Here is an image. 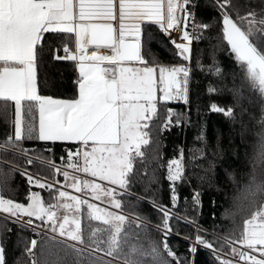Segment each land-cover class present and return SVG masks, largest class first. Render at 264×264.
I'll return each instance as SVG.
<instances>
[{"label":"snow or ice","instance_id":"6c2138e0","mask_svg":"<svg viewBox=\"0 0 264 264\" xmlns=\"http://www.w3.org/2000/svg\"><path fill=\"white\" fill-rule=\"evenodd\" d=\"M153 27L172 45L177 62H157L146 52L145 36L151 38ZM200 42L207 43L210 62ZM221 50L235 57L262 107L259 140L247 161L246 204L238 206L245 218L225 233L209 234L196 215L175 211L187 183L186 164L182 148L165 156L162 135L189 122L168 105L182 101L191 108L193 59L208 79L210 98L227 89L236 73L219 62ZM64 63L74 69L70 95L59 92L62 74L48 71ZM227 90L231 104L210 99L206 108L232 123L239 117L242 126L246 115L255 119L243 90ZM0 122V151L47 169L42 174L11 161L3 162L7 172L0 168V264H10L13 235L29 260L12 264H196L198 249L208 251L213 264H264V0H0ZM197 139L204 147L190 150L193 159L198 154L208 168L198 166L214 170L204 126ZM58 142L70 145L59 165ZM224 151L218 135L211 155ZM14 173L27 185L20 196L9 195ZM201 196L198 187L192 190L193 213ZM141 204L153 209L158 223L142 213ZM181 222L195 231L185 238L183 253L170 243ZM150 229L161 238L152 239Z\"/></svg>","mask_w":264,"mask_h":264},{"label":"trees","instance_id":"16d2710c","mask_svg":"<svg viewBox=\"0 0 264 264\" xmlns=\"http://www.w3.org/2000/svg\"><path fill=\"white\" fill-rule=\"evenodd\" d=\"M151 34V38L145 36V50L151 55V57H157L159 60L174 62L176 61L170 54L172 45L168 43L166 37L155 27L148 30ZM195 48L196 45L194 44ZM199 48L203 51V57L205 62L208 60V46L206 42H200ZM219 62L226 65L229 71L236 73L235 77L229 76L227 80V89H242L244 94V106L248 108V111L255 119H249L247 115L243 119V126L238 117L235 123L229 122L225 117L218 113L209 111L206 105L210 103V99H215L217 103L233 102L232 93L227 89L224 90L220 96L210 98L205 89L208 84V79L203 73L196 68V61L193 59L192 67L196 73L190 84V97L192 100V106L190 109L186 108L183 102H171L168 106L172 107L176 112H183L189 117L188 123H182L180 126L173 127L171 130L163 133L162 139L164 144V154L169 156L173 153L174 149H183L184 161L186 164V176L187 183L180 189L181 200L179 206L175 209L181 215L191 216L196 215L198 225L207 230L210 234L212 232L225 233L234 224H242L243 214L239 211V205L246 204L244 198V189L250 180V172L252 165L250 158L252 157L256 142L259 140L257 135L260 131V126L257 121L261 115V105L259 103V95L252 90L247 83L244 72L240 67V64L235 61L234 56H229L228 52L219 51L217 53ZM195 56V53H194ZM51 76L60 77L64 86L59 89L60 93L70 95L72 92L71 81L74 78V69L71 65L57 64L55 67L48 69ZM215 83V81H213ZM47 94H52L48 92ZM249 100L251 103H249ZM239 111V108H237ZM201 126H204V135L207 138L208 145L205 149L208 153V159L213 160L215 169L212 171L204 172L198 165L203 164L204 168H208L207 160L199 159V155H195L193 159V152L190 150L199 149L204 147L203 143L197 139L201 135ZM5 125L0 122V143L3 141L2 132ZM220 137V143L225 150L222 157H213L211 155L214 150V145L217 141V136ZM32 146L31 142H25V147ZM69 144L58 142L55 146V162L60 164V157L64 154V149L69 147ZM4 161H11L14 164L23 167H28L29 170L35 172L42 170V174L47 169H42V166L37 162L31 166H27L22 157H17L13 153L0 151V168L4 172L8 171L9 165L3 163ZM191 162V163H189ZM205 177L201 180L199 177ZM61 179L62 177H56ZM9 195L20 196L27 187L25 178L19 173H14L9 178ZM166 183L164 187L166 188ZM199 188L202 192L201 207L198 213H193L191 210V196L192 190ZM33 190H39L33 188ZM42 196L47 199V191L41 192ZM184 197L188 198V204H184ZM165 202L167 201L166 193H163ZM187 208V211L185 210ZM140 210L146 215L151 223L154 225L158 223V217L151 207L147 204H141ZM85 224L87 221L85 220ZM94 226L104 227L101 222L93 221ZM17 231L15 226L10 225ZM180 229L179 236L170 239V243L175 249L181 253L185 252L188 248L186 237H192L195 235L194 227L183 222L178 225ZM24 237L33 238V234L29 231L22 233ZM151 238L159 240L160 234L150 229ZM211 238V237H210ZM133 242H137L135 237H131ZM16 236L13 235L11 242L8 246V259L10 264L12 262L21 259L25 262L29 258L24 255L23 245L17 246ZM138 243H145L146 241H139ZM123 262V260H120ZM114 264H117L114 262ZM196 264H213V259L206 250L198 249L196 256Z\"/></svg>","mask_w":264,"mask_h":264},{"label":"rangeland","instance_id":"374dc122","mask_svg":"<svg viewBox=\"0 0 264 264\" xmlns=\"http://www.w3.org/2000/svg\"><path fill=\"white\" fill-rule=\"evenodd\" d=\"M152 58L155 59L157 62H162V63H164V64H171V63L177 62V61H174V62L162 61V60H159L157 57H152ZM257 94L259 95L258 92H257ZM181 102H182V101H181ZM69 171H71V170L69 169ZM78 175H81V176H83L84 178H89V177L84 176V174H82V173H80V174H78ZM60 180H61V183L63 184V178H61ZM66 190L72 192L73 195H78V194H79V193H76L75 190L70 189V188H69V189H66ZM88 198L91 199V197H88ZM94 202H98V201H94ZM101 206L103 207L104 205L102 204ZM101 255H102V253H101ZM106 259H108V258L106 257ZM115 263H117V264H123L122 261H115Z\"/></svg>","mask_w":264,"mask_h":264},{"label":"bare ground","instance_id":"6f19581e","mask_svg":"<svg viewBox=\"0 0 264 264\" xmlns=\"http://www.w3.org/2000/svg\"><path fill=\"white\" fill-rule=\"evenodd\" d=\"M101 51H103V50H101Z\"/></svg>","mask_w":264,"mask_h":264}]
</instances>
